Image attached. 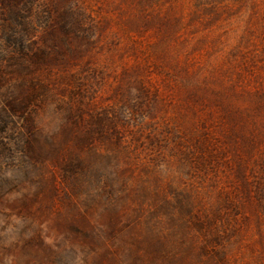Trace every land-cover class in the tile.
<instances>
[{
    "label": "rangeland",
    "instance_id": "rangeland-1",
    "mask_svg": "<svg viewBox=\"0 0 264 264\" xmlns=\"http://www.w3.org/2000/svg\"><path fill=\"white\" fill-rule=\"evenodd\" d=\"M0 264H264V0H0Z\"/></svg>",
    "mask_w": 264,
    "mask_h": 264
}]
</instances>
